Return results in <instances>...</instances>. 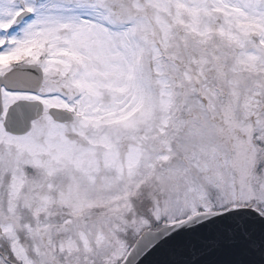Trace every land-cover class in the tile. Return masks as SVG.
<instances>
[{
    "label": "snow or ice",
    "instance_id": "1",
    "mask_svg": "<svg viewBox=\"0 0 264 264\" xmlns=\"http://www.w3.org/2000/svg\"><path fill=\"white\" fill-rule=\"evenodd\" d=\"M0 264H264V0H0Z\"/></svg>",
    "mask_w": 264,
    "mask_h": 264
}]
</instances>
